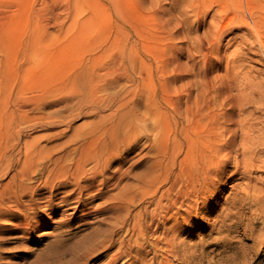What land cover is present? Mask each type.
<instances>
[{"label": "rangeland", "instance_id": "obj_1", "mask_svg": "<svg viewBox=\"0 0 264 264\" xmlns=\"http://www.w3.org/2000/svg\"><path fill=\"white\" fill-rule=\"evenodd\" d=\"M230 3L236 6L233 10H243L241 15L222 17ZM250 8L251 0H0V89L13 88L22 79L35 84L38 69H45V94L64 83L75 69H98L102 76L105 69H142L144 78L148 72L159 76L156 69H179L186 78L208 73L213 88L222 81L218 88L223 98L225 93H235L227 86L226 75L231 73H236L235 82H254L245 92H264V52L249 31V17L254 18ZM130 88L124 85L119 90ZM63 99L60 93L45 98V114ZM232 101L235 108H231ZM237 101L238 96L223 101L220 108L228 112L220 116L223 121L234 114L233 123L225 122L234 132L223 133L224 141L231 138L226 148L229 156L223 152L222 166L217 174H210L206 189L177 205L175 209L181 211L174 222L159 229L158 234L168 230L172 242L181 244L169 256V264H264V166L260 165L264 144L256 139L264 136V116L259 117L261 110L256 109L259 100L246 105L256 119H249L254 131L249 133L252 142L245 145L241 137L246 127L240 125V119L248 116L247 111H238ZM71 114L73 127L62 134L55 132L65 128L63 124L45 126V130L25 128L24 133L32 137L45 132L43 143L47 146L62 142L74 126L90 119L77 111ZM144 139L124 163L123 178L108 182V193H117L121 184H136L142 171L150 168L155 148ZM244 147L257 150L248 166L241 154ZM181 158L190 161L184 152L177 155V160ZM137 192L128 213L122 211L127 217L124 228L111 226L110 212L94 210L104 201L101 197L64 210L67 221L63 225L55 227L47 219L31 238L21 237L26 233L2 230L7 227L3 226L0 264H107L119 240L124 238L127 248L134 244V220L144 217L146 223L149 218L145 212L152 208L153 197ZM138 212L145 215L136 216ZM99 228L113 229L114 244L87 249L90 233ZM160 246L159 252L165 254V243ZM138 247L123 253L115 264H153V252L147 248L138 252ZM159 260L157 256L154 264Z\"/></svg>", "mask_w": 264, "mask_h": 264}, {"label": "bare ground", "instance_id": "obj_2", "mask_svg": "<svg viewBox=\"0 0 264 264\" xmlns=\"http://www.w3.org/2000/svg\"><path fill=\"white\" fill-rule=\"evenodd\" d=\"M230 5L228 13H223L222 17L229 15L230 19L241 15L243 10L235 11L236 6ZM250 9L254 18L249 17V31L256 35L264 52V0H251ZM105 71L102 76L98 69H75L64 83L45 94V69H38L34 72L35 84L31 79L26 83L22 79L13 88L0 89V230L7 226L2 230L26 233L20 236L31 238L30 234L43 222L47 223V219L55 227L63 225L67 221L64 210L83 207L99 197L104 201L94 210L110 212L111 226L124 228L127 217L122 211L129 209L137 191L142 190L153 197L152 208L145 212L149 218L146 223L144 217L134 220L132 227L137 232L134 244L127 248L124 238L119 240L107 264H115L137 244L138 252L146 248L153 252V264L157 256H160L158 264H169V256L178 251L181 244L172 242L174 237H169L168 230L158 232L167 222H174L177 212L181 211L175 207L183 205L200 189L205 190L210 174H217L222 166L220 158L229 148L231 139L224 141L223 133L234 132L225 125V122L233 123L234 114L224 121L220 119L228 113L220 109L223 101L238 96V111H247L248 117L240 119V125L246 127L241 142L247 145L252 142L249 133L254 131L249 119L256 118H252L253 110L246 105L259 100L260 106L256 109L261 110L259 117L264 116V92H245L255 84L252 80L235 82L236 73L226 75L228 89L235 93H225L223 98L218 88L223 85L222 81L213 88L204 71L193 78H186L177 72L179 69H156L159 76L148 72L145 78L142 69ZM124 85L131 88L119 90ZM53 91L64 95V99L45 114V98L53 96ZM233 107H236L234 101ZM73 111L90 119L74 126L62 142L47 146L43 143L45 132L32 137L24 133L35 127L45 130V126L63 124L65 128L55 132L62 134L73 127ZM143 138L144 143L147 140L155 148L152 165L142 171L136 184H121L117 193H108V182L123 178L124 163ZM256 139L258 144H264V136ZM253 149L240 150L247 166L251 165L250 156L257 155V150ZM181 152L189 157V162L183 158L177 160ZM229 153L223 155L229 156ZM261 163L264 166V158ZM5 177L6 181L1 182ZM60 208L62 212L56 217ZM113 235L112 228L96 229L90 233L89 246L85 247L107 248L114 244ZM161 242L165 243L162 249L165 254L159 252Z\"/></svg>", "mask_w": 264, "mask_h": 264}]
</instances>
